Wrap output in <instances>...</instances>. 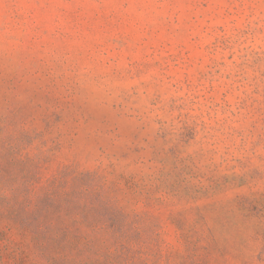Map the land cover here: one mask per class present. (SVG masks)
I'll return each mask as SVG.
<instances>
[{"label":"rangeland","instance_id":"rangeland-1","mask_svg":"<svg viewBox=\"0 0 264 264\" xmlns=\"http://www.w3.org/2000/svg\"><path fill=\"white\" fill-rule=\"evenodd\" d=\"M0 264H264V0H0Z\"/></svg>","mask_w":264,"mask_h":264}]
</instances>
